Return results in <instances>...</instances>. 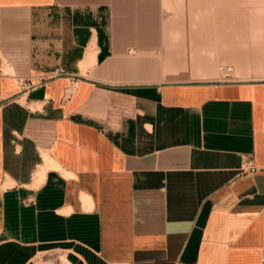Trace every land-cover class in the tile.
<instances>
[{
    "label": "crops",
    "instance_id": "obj_1",
    "mask_svg": "<svg viewBox=\"0 0 264 264\" xmlns=\"http://www.w3.org/2000/svg\"><path fill=\"white\" fill-rule=\"evenodd\" d=\"M242 15L0 0V264H264V29Z\"/></svg>",
    "mask_w": 264,
    "mask_h": 264
},
{
    "label": "rangeland",
    "instance_id": "obj_2",
    "mask_svg": "<svg viewBox=\"0 0 264 264\" xmlns=\"http://www.w3.org/2000/svg\"><path fill=\"white\" fill-rule=\"evenodd\" d=\"M243 23H251L257 29H264V0H241ZM225 64V63H222ZM231 65V64H230ZM62 251L55 250L41 254L34 264H65Z\"/></svg>",
    "mask_w": 264,
    "mask_h": 264
},
{
    "label": "built area",
    "instance_id": "obj_3",
    "mask_svg": "<svg viewBox=\"0 0 264 264\" xmlns=\"http://www.w3.org/2000/svg\"><path fill=\"white\" fill-rule=\"evenodd\" d=\"M219 74H220V79L222 80H228L232 77V73H233V66L230 64H221L219 66ZM51 75H61V74H69V72L64 68V67H58L56 69H54L51 73ZM240 168L242 171L244 172H248V173H253L255 172L258 167L253 159V157L250 156H244L242 158L241 164H240ZM262 255L264 258V245L262 247Z\"/></svg>",
    "mask_w": 264,
    "mask_h": 264
},
{
    "label": "bare ground",
    "instance_id": "obj_4",
    "mask_svg": "<svg viewBox=\"0 0 264 264\" xmlns=\"http://www.w3.org/2000/svg\"><path fill=\"white\" fill-rule=\"evenodd\" d=\"M64 263H65V264H69L66 260H64Z\"/></svg>",
    "mask_w": 264,
    "mask_h": 264
}]
</instances>
